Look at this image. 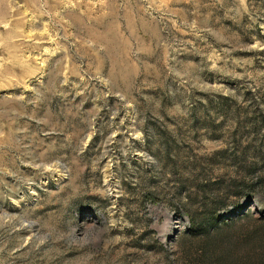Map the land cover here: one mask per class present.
<instances>
[{
  "label": "rangeland",
  "instance_id": "1",
  "mask_svg": "<svg viewBox=\"0 0 264 264\" xmlns=\"http://www.w3.org/2000/svg\"><path fill=\"white\" fill-rule=\"evenodd\" d=\"M0 264H264V0H0Z\"/></svg>",
  "mask_w": 264,
  "mask_h": 264
}]
</instances>
